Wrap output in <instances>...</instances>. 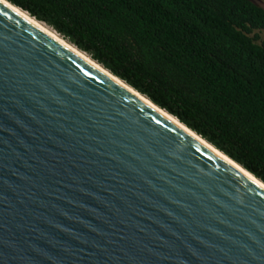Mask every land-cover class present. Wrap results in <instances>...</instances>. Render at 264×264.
Here are the masks:
<instances>
[{
  "label": "water",
  "instance_id": "water-1",
  "mask_svg": "<svg viewBox=\"0 0 264 264\" xmlns=\"http://www.w3.org/2000/svg\"><path fill=\"white\" fill-rule=\"evenodd\" d=\"M0 264H264V188L0 0Z\"/></svg>",
  "mask_w": 264,
  "mask_h": 264
},
{
  "label": "trees",
  "instance_id": "trees-1",
  "mask_svg": "<svg viewBox=\"0 0 264 264\" xmlns=\"http://www.w3.org/2000/svg\"><path fill=\"white\" fill-rule=\"evenodd\" d=\"M264 181V7L252 0H9Z\"/></svg>",
  "mask_w": 264,
  "mask_h": 264
},
{
  "label": "bare ground",
  "instance_id": "bare-ground-1",
  "mask_svg": "<svg viewBox=\"0 0 264 264\" xmlns=\"http://www.w3.org/2000/svg\"><path fill=\"white\" fill-rule=\"evenodd\" d=\"M3 3H5L7 6L24 16L26 19H28L30 22L41 28L43 31L60 41L61 43L65 44L68 46L71 50H73L75 53H77L79 56L90 62L91 64L97 66L99 69L103 70L107 75H109L111 78L115 79L116 81H119L122 85H124L127 89H129L131 92L136 94L138 97L155 107L157 110L161 111L163 114H165L167 117H169L171 120H173L175 123H177L179 126L183 127L186 131H188L191 135L196 137L197 139L203 141L206 145H208L210 148H212L215 152H217L219 155L224 157L227 161H229L232 165L237 167L239 170H241L243 173H245L247 176H249L251 179H253L255 182H257L259 185H261L264 188V183H262L259 179H257L254 175L249 173L246 169H244L242 166L231 160L228 156L223 154L222 152L218 151L214 146L210 145L207 143L204 139H202L200 136H197L195 132L187 128L184 124H182L176 117H173L172 115H169L167 112L164 110L159 109L158 107L154 106V104L148 100L145 96H142L140 93L136 92L132 88H130L128 85H126L124 82H122L120 79L117 77L113 76L111 73H109L106 69L102 68L99 64H97L89 55L86 53H83L80 51L75 45L71 44L69 41L65 40L60 34H58L55 30H53L51 27L47 26L45 23L37 20L36 18L32 17L29 15L26 11L16 7L15 5L11 4L7 0H1Z\"/></svg>",
  "mask_w": 264,
  "mask_h": 264
},
{
  "label": "rangeland",
  "instance_id": "rangeland-1",
  "mask_svg": "<svg viewBox=\"0 0 264 264\" xmlns=\"http://www.w3.org/2000/svg\"><path fill=\"white\" fill-rule=\"evenodd\" d=\"M252 1H254L256 4H258V5L262 6V7H264V0H252ZM260 36H261L262 39H264V31H262V32L260 33Z\"/></svg>",
  "mask_w": 264,
  "mask_h": 264
}]
</instances>
